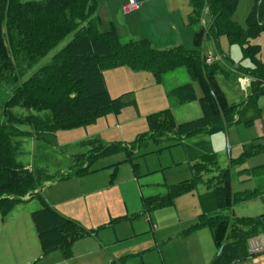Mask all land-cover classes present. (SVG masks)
Wrapping results in <instances>:
<instances>
[{
	"label": "trees",
	"instance_id": "obj_1",
	"mask_svg": "<svg viewBox=\"0 0 264 264\" xmlns=\"http://www.w3.org/2000/svg\"><path fill=\"white\" fill-rule=\"evenodd\" d=\"M238 2L189 0L191 11L187 22L200 26L193 35L194 49L187 50L180 44L156 48L146 39L121 42L113 23L99 30L97 0H0V83L11 87L0 121V214L7 216L15 203L36 196L39 206L31 212V218L42 254L60 250L63 256L69 257L71 244L88 234L78 222L45 201L40 193L45 182L88 172L89 164L97 157L127 146V153H131L146 139L157 141L166 136L178 143L194 135L225 130L238 121L237 116L245 108L256 105L257 98L264 94V50L250 43V39L264 33V0H252L243 25L232 18ZM70 34L68 43L47 64L23 79L29 68ZM219 36H225L229 45L239 48L241 59H248L246 65H236L252 78L248 94L240 104L230 103L217 82L216 73L225 72L224 69L216 62L205 64L199 50L206 38L216 41ZM121 66L147 71L157 83L162 74L185 67L191 82L170 88L166 93L179 103L195 100V83L200 91L197 98L200 116L177 123L170 108L149 113L147 130L134 143L103 144L98 139L89 140L88 150L72 158L78 169L65 174L53 176L44 168L27 167L16 160L18 137L22 134L39 138L47 131L83 126L106 114H117L123 102L120 96L109 95L103 71ZM15 106L27 113L12 114L10 109ZM244 123L250 124L251 119ZM22 126L31 131L22 130ZM260 151H264V146L250 143L243 146L242 153L234 160L241 162ZM213 156V153L202 154L191 165L192 177L166 185V192L160 196L142 198L143 206L171 205L177 196L193 191L200 180L199 171L207 168L205 163L212 164ZM244 170L247 171L241 172ZM247 172L252 174L254 169ZM216 178L213 187L198 194L201 212L185 233L209 227L215 247H221L210 264H227L229 249L242 247L248 237L264 232V212L252 217L218 213L231 208L235 202L250 199L256 192H235L229 168L220 169ZM26 195L29 198L23 199Z\"/></svg>",
	"mask_w": 264,
	"mask_h": 264
},
{
	"label": "rangeland",
	"instance_id": "obj_2",
	"mask_svg": "<svg viewBox=\"0 0 264 264\" xmlns=\"http://www.w3.org/2000/svg\"><path fill=\"white\" fill-rule=\"evenodd\" d=\"M106 1L97 0L96 15L101 31L106 27V23L102 19L100 8ZM251 6L252 0H239L232 16L233 20L243 25ZM202 20L204 23L206 18L203 17ZM199 26V23L192 25L194 32ZM122 35L120 41H127ZM71 37V34L66 36L45 57L29 68L23 79L47 64L52 55L64 47ZM188 40L187 45L194 48L190 37ZM250 43L258 44L264 50V33H259L250 39ZM199 50L204 53L211 52L215 56L217 54L227 56L225 59L222 57L215 61L225 71L216 73L217 82L228 101L238 102L244 99V90L239 87L233 73L235 63L238 62L241 65L248 63V59H241L239 48L229 45L225 36H219L216 41L206 38ZM232 60L234 62H231ZM149 77L148 80L137 79L142 88L119 94L123 104L117 114H106L83 126L47 131L39 138H35L30 133L22 134L18 137L16 160L28 167L44 168L49 174L55 176V174H65L78 169V165L72 161V158L88 150L89 140L98 139L103 144L121 142L130 145L134 143L135 139L147 130L146 115L160 110L154 105L156 98L158 99L161 95L159 92L157 94L156 81L151 74ZM161 77H164V86L172 85L170 81L173 79L180 84L191 82L183 66L168 71ZM129 80L132 81V79ZM10 92V85L0 83V121H2L4 105L10 97ZM258 99L256 107H260V114H257L254 106L250 105L239 114L238 121L227 126L225 130L194 135L178 143L166 136H162L157 141L146 139L140 146H135L131 153H127L129 149L127 146V149L97 157L89 164L88 172L62 180L54 179L45 182L41 189L43 198L47 200L45 198L47 192L51 193L57 201L58 209L55 210L74 219L88 233L71 244L69 257L63 256L59 250L50 252L56 256L59 252L61 253L60 260H55L54 264H83V261L94 257L96 264H189V260L187 262L186 259L177 261L173 257H167L164 260L161 249L165 247L159 236L164 226H167L166 229L168 228V232L172 234H178L180 231L182 232L180 235L185 233L192 223L183 224V215L190 209L188 207L183 209L180 203L145 208L142 198L160 196L165 192L166 185L192 177L191 165L202 154L209 153L214 154L212 164L205 163L207 168L199 171L200 180L193 191L185 193L186 197L189 198L191 195L196 197L197 194L213 187L217 182L218 171L222 168L230 169L233 189L243 184L240 180L245 175L240 173L239 169L247 166V159L250 165L251 158H256L261 153L252 154L241 162H235L234 158L237 157V148H239L235 143L243 137L249 136L250 139L262 133L260 119L264 121V96ZM171 110L177 123L198 118L201 114L197 98L181 103ZM10 111L17 115L27 113L18 106L11 108ZM246 119L252 120L249 126L244 123ZM20 128L31 131L27 126ZM27 198H29L28 195L23 197V199ZM38 206L39 202L34 196L15 203L7 216L0 214V264H28L29 262L25 263L24 260L32 258L40 250L31 218V212ZM232 212L238 217H252L264 212V191L248 200L235 202L231 208L219 211L222 215H230ZM178 219L181 221L178 222ZM155 223L158 225L156 228ZM197 231H200L199 236H193L188 240L190 246L191 244L195 246V251L191 252L190 261L191 264H205L206 260L214 256L217 248L213 245L208 228L202 227ZM178 235L167 241L171 244L166 246L171 249L172 245L184 242ZM92 237L94 240H91ZM259 237L264 239V232L260 233ZM153 238H156L155 241ZM78 240L85 245L81 253L74 249V244ZM90 241H94L99 249L90 251ZM246 257L248 258L246 261L234 264H264V251L249 254ZM41 258L39 256L30 263L42 264L39 263Z\"/></svg>",
	"mask_w": 264,
	"mask_h": 264
},
{
	"label": "crops",
	"instance_id": "obj_3",
	"mask_svg": "<svg viewBox=\"0 0 264 264\" xmlns=\"http://www.w3.org/2000/svg\"><path fill=\"white\" fill-rule=\"evenodd\" d=\"M127 1L128 0H107L106 3L105 2L103 3V7L100 8V14H102V19H103L104 23H106V25H105L106 27L104 28V30L109 27L108 26L109 24L113 23V25H114L117 33H118L119 38H120L121 34H123L122 37L124 36V38L127 40H129V39H146L150 42L151 45H153L156 48H168V47H172V46L180 44L184 48L186 47L185 49H187V50L194 49L191 46L187 45V43L189 42L188 37H190V39L193 41V35H194V29H193L192 25L187 22V16L191 11V7L189 5V0H136L137 2L140 3L139 7L134 11H131L129 13H125L124 15H122L123 13L120 11V8ZM188 47H191V48H188ZM205 53H208V52H205ZM232 62H234V61L232 60ZM237 63H235V65H234L233 73L236 76V82L238 83L239 87L244 90L245 98H246L248 91H249V86H250L249 81L252 78L249 75L242 73L236 67ZM149 74L150 73L147 71H131V69H129L128 67H125V66H121V67H117V68H113L110 70L103 71L104 81H105L108 93L111 97H117V96H119L120 93H124L128 90L142 88L141 83L137 79L148 80L150 78ZM165 74L166 73L162 74V76H164ZM238 77H244L246 82L245 83L243 81L238 82V80H237ZM152 78H153V76H152ZM163 78L164 77H161V82H159V83L156 82L157 94L159 92L161 97L158 96V99L156 98V102H155L154 107H159L158 109H164V108H171L172 109L173 107H175L181 103H179L175 97L171 96L169 98L166 91L170 88H173V87H176L178 85L185 84V83L180 84V83L176 82L177 80L173 79L170 81L172 83V85L170 84L169 86H164L163 85ZM129 79H132V81H130ZM242 83L244 85H241ZM193 87L195 90L196 97L198 98L200 96V91H199V89L195 83H193ZM260 96L262 97V96H264V94L260 95ZM258 98L256 100L257 102H259ZM244 99L238 100V102H235V101L234 102L229 101V102L240 104L244 101ZM256 105H254V108L257 111L256 113L260 114V107L258 108V107H256ZM237 118H238V116H237ZM260 122H261V126H262V133L261 134H259L258 136H254L250 139H249V136H246L245 138L243 137V138H241V140H239L237 143H235L236 145L239 146V148H237L238 155L234 159H237L239 157V155L243 151V146H245V145L252 143V144H255L256 146H261V145L264 146V142H263L264 121L262 119H260ZM251 123H252V120H251ZM250 124H245V125L249 126ZM248 135H249V133H248ZM262 153L264 154V151H260V152L255 153V154H260V155H258L259 157L256 156V158H254V157H253V159L251 158L250 165H249V159H247L246 160L247 166L239 169V172L243 173L245 176L242 177L240 180L243 184H240V186L235 187L233 189L235 192L255 191L256 194H260L261 192L264 191V169H263L264 168V155ZM243 169H246L247 171L248 170L251 171V169H254L253 173L256 172V174H253V173L248 174V172L245 170H244V172H241V170H243ZM44 191H46V190H44ZM165 192H166V190H165ZM40 193H41V191H40ZM186 194L181 195L178 198H175L173 201L174 205H176L177 203H180V205L183 209H186L187 207L190 209L188 211V213L183 215L184 219H183L182 223L183 224L185 223V225H186V223H189V224L195 223L196 220L198 219L200 212H201L200 206H199V201H198V194L196 197H194V195H191V197H189V198L186 197L187 196ZM160 195H162V194H160ZM45 198L47 199L45 201L49 205H51L54 209H56V208L58 209L56 198L51 193L47 192V195L45 196ZM232 214L234 215L233 212H232ZM63 215H65V214H63ZM65 216H67V215H65ZM67 217H69V216H67ZM242 217H247V216H242ZM180 221L181 220L178 219V222H180ZM157 226L158 225L155 223L154 227L156 228ZM164 227L165 228L162 230V232L160 234L161 236H159L163 240V244L165 247V248L161 249V251L163 253V255H162L163 259L165 260L167 257H173L177 261H182L183 259H186L187 262L189 260V264H191V261H190L191 260V252L195 251V246H193L192 244L190 246V242L188 240L190 238H192L193 236H199L198 234L200 231H197V230L201 229L202 227L197 228V230L194 229L195 231L192 230L188 233H183L181 235H180V233H182L181 231H180V233H178L179 235L178 234H172V233L168 232V228L166 229L167 226H164ZM206 228H208L210 237L212 239L211 230L209 229V227H206ZM175 235H178L179 239L181 241H184V242H181L180 244L172 245L171 249H170V247H168L166 245L171 244V243L170 242L167 243V241L174 238L173 236H175ZM93 238L94 237H92L91 240H94ZM116 239L118 240V238H116ZM153 239L155 241L156 238H153ZM232 241H233V239H232ZM175 242H177V241H175ZM212 242H213V239H212ZM90 244H91L90 251L97 250V248L99 249V247H97L98 245H96V243H94V241H90ZM172 244H175V243H172ZM213 245H214V242H213ZM84 247H85L84 243H80L79 240L76 241V243L74 244L75 251H79V253H81L80 251H84L83 250ZM55 251H57V250H53L50 252H55ZM50 252L46 253V254H42L41 249H40L35 256H33L32 258L30 257V259L24 260V262L30 263L34 259L38 258L39 256L42 257L40 262H39L42 264H49V263L54 264L55 260H57V259L60 260V254L62 253L61 251H60L61 253L59 252V254L57 256L54 253H50ZM47 254H51L53 257H51V255H47ZM215 255H216V252L214 253V256ZM246 255H249L246 245H242V247L239 246L238 248L233 247L232 249H229L228 257L230 258V260L227 264H234V263H237L239 261H246V258H247ZM214 256H212V258H210V260H206L205 264H210V262L212 261ZM96 263L97 262H96L95 257L91 258L89 260L83 261V264H96Z\"/></svg>",
	"mask_w": 264,
	"mask_h": 264
},
{
	"label": "built area",
	"instance_id": "obj_4",
	"mask_svg": "<svg viewBox=\"0 0 264 264\" xmlns=\"http://www.w3.org/2000/svg\"><path fill=\"white\" fill-rule=\"evenodd\" d=\"M139 7V3L135 0H128L120 8L122 13H128L136 10ZM215 60V57L212 53H207L204 55L205 64H211ZM239 81L246 82L245 78H239ZM241 85H244L243 83ZM246 247L249 254H257L264 251V239L259 236H250L246 240ZM220 249V248H219Z\"/></svg>",
	"mask_w": 264,
	"mask_h": 264
}]
</instances>
